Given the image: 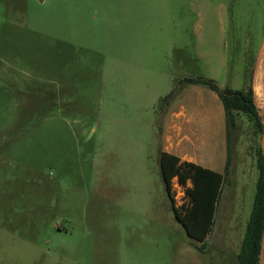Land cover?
<instances>
[{
    "label": "rangeland",
    "instance_id": "1",
    "mask_svg": "<svg viewBox=\"0 0 264 264\" xmlns=\"http://www.w3.org/2000/svg\"><path fill=\"white\" fill-rule=\"evenodd\" d=\"M263 42L264 0H0V264H238L264 134L238 115L202 250L160 153L180 97L224 125L181 80L255 95Z\"/></svg>",
    "mask_w": 264,
    "mask_h": 264
},
{
    "label": "trees",
    "instance_id": "2",
    "mask_svg": "<svg viewBox=\"0 0 264 264\" xmlns=\"http://www.w3.org/2000/svg\"><path fill=\"white\" fill-rule=\"evenodd\" d=\"M202 84L214 91L220 98L225 114L227 158L224 174L203 168L193 163H181L179 158L161 153L160 165L162 178L170 199V184L177 177L182 185L191 181L187 189L190 205L179 212L174 208L176 218L187 228L188 234L200 242V250L204 248L205 241L214 224L216 206L226 177L230 170L233 155V131L238 129V115L245 114L250 117L257 134H263L264 127L254 103L253 89L233 90L222 87L214 80L206 78H185L180 82V91L187 85ZM180 91L178 93H180ZM177 95L176 89L165 96L162 105H169ZM258 179L256 195L242 245L237 256L238 264H258L261 251V241L264 232V152L261 146L257 149ZM174 207V205H173Z\"/></svg>",
    "mask_w": 264,
    "mask_h": 264
},
{
    "label": "crops",
    "instance_id": "3",
    "mask_svg": "<svg viewBox=\"0 0 264 264\" xmlns=\"http://www.w3.org/2000/svg\"><path fill=\"white\" fill-rule=\"evenodd\" d=\"M188 86L191 89L203 86L205 90L203 92L201 90L202 93L215 101L216 104L217 99L221 102L218 95L205 85L192 84ZM180 98L172 103L169 115L164 122L161 153H167L179 158L180 164L193 163L224 174L227 147L223 105L224 125L222 126V110L218 104L215 112H211L208 117L206 113L199 111L187 115V109Z\"/></svg>",
    "mask_w": 264,
    "mask_h": 264
},
{
    "label": "built area",
    "instance_id": "4",
    "mask_svg": "<svg viewBox=\"0 0 264 264\" xmlns=\"http://www.w3.org/2000/svg\"><path fill=\"white\" fill-rule=\"evenodd\" d=\"M191 187V181L187 185H182L177 177L173 178L170 184L171 201L179 212H184L190 205V198L187 195V189Z\"/></svg>",
    "mask_w": 264,
    "mask_h": 264
},
{
    "label": "water",
    "instance_id": "5",
    "mask_svg": "<svg viewBox=\"0 0 264 264\" xmlns=\"http://www.w3.org/2000/svg\"><path fill=\"white\" fill-rule=\"evenodd\" d=\"M256 67H257L256 68V73H257V71L259 69H261L263 102H261V104H258L260 109H258V107L256 105L257 101L256 102L254 101V103H255V105L257 107L259 116L261 118V121H262V124H263V127H264V43H263L262 49L260 51V55H259ZM256 73H255V76H256ZM253 97H254V100H255L256 97H255L254 93H253ZM263 134H264V132H263ZM258 264H264V232H263L262 241H261V251H260V255H259V263Z\"/></svg>",
    "mask_w": 264,
    "mask_h": 264
},
{
    "label": "bare ground",
    "instance_id": "6",
    "mask_svg": "<svg viewBox=\"0 0 264 264\" xmlns=\"http://www.w3.org/2000/svg\"><path fill=\"white\" fill-rule=\"evenodd\" d=\"M255 97L258 104H260L261 101L263 102L261 69L257 71L255 76Z\"/></svg>",
    "mask_w": 264,
    "mask_h": 264
},
{
    "label": "flooded vegetation",
    "instance_id": "7",
    "mask_svg": "<svg viewBox=\"0 0 264 264\" xmlns=\"http://www.w3.org/2000/svg\"><path fill=\"white\" fill-rule=\"evenodd\" d=\"M263 43H264V42H263ZM262 46H263V45H262ZM262 46H261V48H260V50H259V53H260V51H261V49H262ZM259 53H258V56H259ZM258 56H257V57H258ZM255 64H256V61H255Z\"/></svg>",
    "mask_w": 264,
    "mask_h": 264
}]
</instances>
